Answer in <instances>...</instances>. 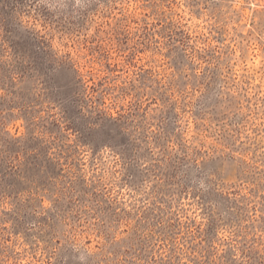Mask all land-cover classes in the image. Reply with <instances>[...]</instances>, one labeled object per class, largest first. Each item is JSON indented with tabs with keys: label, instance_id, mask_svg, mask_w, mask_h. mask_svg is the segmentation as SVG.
<instances>
[{
	"label": "rangeland",
	"instance_id": "374dc122",
	"mask_svg": "<svg viewBox=\"0 0 264 264\" xmlns=\"http://www.w3.org/2000/svg\"><path fill=\"white\" fill-rule=\"evenodd\" d=\"M113 3L68 41L84 90L0 104L27 136L0 137V264H264V0ZM27 5L0 0V29L40 61Z\"/></svg>",
	"mask_w": 264,
	"mask_h": 264
},
{
	"label": "clouds",
	"instance_id": "9594fccd",
	"mask_svg": "<svg viewBox=\"0 0 264 264\" xmlns=\"http://www.w3.org/2000/svg\"><path fill=\"white\" fill-rule=\"evenodd\" d=\"M118 6L124 7L123 4ZM149 6L151 8L159 6L163 10L160 0H148L145 7ZM114 7L117 5L113 3V0H28L25 14L33 22L31 24L27 21L21 23L17 19L18 31L30 35L40 44L43 58L37 61L30 52L14 50L12 42L6 39L3 29H0V104L9 105V112L17 109L22 114L25 107L34 112L33 106L39 102L36 97L40 96L51 102L49 95L53 83L62 78L72 82L78 81L84 90L85 82L81 78L80 66L73 57L67 54L71 47L68 41L82 47L92 36L94 17L104 13L115 15ZM60 43L65 44L63 50L59 47ZM54 107L57 105L54 104ZM88 107L95 109L90 105ZM57 108L60 111V108ZM95 110L97 113H103ZM12 119L18 120L19 117H12ZM45 123L47 121H41L39 124L32 123L34 139L43 141L41 136L34 135V131L49 132L48 129L43 128ZM7 124L8 121H5L3 125H0V137L19 146L27 136L18 135L15 127H6ZM49 133L58 138V134L54 131ZM18 156L21 159H18ZM12 160L15 166L19 167L23 162V154L13 156ZM201 187L203 188L204 185ZM24 192L21 191L18 195L21 203L25 202ZM49 199L52 198L49 197ZM47 207L51 208L52 204L49 203ZM14 208L12 201L10 206L5 207L4 200H0V214L11 213ZM38 210L43 214L40 203Z\"/></svg>",
	"mask_w": 264,
	"mask_h": 264
},
{
	"label": "trees",
	"instance_id": "16d2710c",
	"mask_svg": "<svg viewBox=\"0 0 264 264\" xmlns=\"http://www.w3.org/2000/svg\"><path fill=\"white\" fill-rule=\"evenodd\" d=\"M5 143V142H4ZM2 151L0 150V153H1Z\"/></svg>",
	"mask_w": 264,
	"mask_h": 264
}]
</instances>
